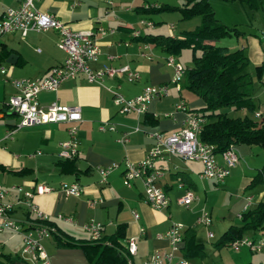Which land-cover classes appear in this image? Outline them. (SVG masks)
Segmentation results:
<instances>
[{
	"label": "crops",
	"instance_id": "crops-1",
	"mask_svg": "<svg viewBox=\"0 0 264 264\" xmlns=\"http://www.w3.org/2000/svg\"><path fill=\"white\" fill-rule=\"evenodd\" d=\"M75 1L35 0V5L73 30L93 32L100 54L96 62L90 63L91 68L128 65L138 73V78L128 81L125 75H121L106 78L100 85L77 75L62 81L56 91L38 93L41 105L57 102L80 107L81 121L77 131L79 153L72 160L64 159L58 153L61 144L68 139L67 124L46 123L15 129L20 116L7 104L9 98L17 94L13 79L43 77L51 67L64 61L66 54L56 45L57 31L30 30L22 35L16 30L0 34V64L8 72L6 76L0 75V185L20 186L22 191H33L40 184L50 187L51 191L35 194L32 201L48 216L50 225H46L52 233L62 240L89 242L91 235L85 225L91 219L103 225L101 236L104 240L122 228L124 238L121 244L125 245L128 239H133L136 244V253L130 258L132 264H142L155 251L168 252L169 241L158 236L174 222L183 224V236L193 237L200 247L187 246L184 241L175 258L164 264H174L180 256L191 264H195V260L198 264H264V245L256 251L258 253H254L250 248L242 249L241 246L231 252L227 249L230 244H220L222 236L231 226L240 225L242 212L264 203V145L236 144L238 163L222 184L200 176L201 162L165 154L163 159L156 161V166L162 172L158 185L167 194L169 205L163 210L153 209L145 200L142 179H134L130 186H126L122 173L126 160H142L155 145L150 133L158 131L166 134L182 126L184 114L175 111V105L180 100H184L190 109L201 105L199 98L193 102L184 98L181 84L177 90L170 83L173 69L166 64V58L173 54L158 42L160 37L165 36L183 38V33L172 35L166 33L162 26H155L150 19V11L144 6L158 5L156 2L79 0L75 4ZM208 1L213 4V0ZM19 4L20 0H0V17L7 8H16ZM140 20L153 24L147 26ZM100 28L105 33H101ZM134 30L139 31L137 36ZM239 48L244 49L249 59L248 71L255 79L250 67L262 65L260 79L256 80L262 89L259 96L263 98L264 30L258 33L256 28V31L243 35ZM10 55L14 59L9 62ZM158 84H168L169 96L151 101L143 113L118 112L111 91L132 98L146 86ZM256 112L264 113V98ZM103 121L112 124L114 130H100L98 126ZM125 132H129L128 141L122 143L119 139ZM216 159L219 164L223 163L220 153H216ZM112 163H117L118 167L108 174L105 183L100 182L97 167ZM74 182L82 186L79 196L66 195L59 190L61 184ZM187 190L193 192L195 199L185 206L178 203V198ZM21 195L22 192L10 190L4 200L15 204L11 216L26 229L27 223L35 221L36 216L28 212L23 204H18ZM89 200H96V203L90 204ZM205 208L211 218L209 224L197 222ZM57 215L71 218V221ZM209 232L212 233L210 237ZM243 237L264 242V229L247 230ZM23 244L20 233L0 230V258L1 255L19 256L28 264H36L22 254ZM41 244L51 264H91L81 248L59 246L53 235L43 238Z\"/></svg>",
	"mask_w": 264,
	"mask_h": 264
},
{
	"label": "built area",
	"instance_id": "built-area-1",
	"mask_svg": "<svg viewBox=\"0 0 264 264\" xmlns=\"http://www.w3.org/2000/svg\"><path fill=\"white\" fill-rule=\"evenodd\" d=\"M79 0L75 1L77 4ZM145 9L158 8L156 4H146ZM141 24L152 26L151 21L140 20ZM170 29H174L171 24ZM54 29L58 33L57 47L66 54L64 61L51 67L47 74L38 78H19L13 79L12 84L17 90V94L10 97L8 107L14 110L20 120L15 129L29 127L46 123H64L67 124L68 139L61 144L58 153L59 157L64 159H73L79 153V142L77 138L78 123L81 121L80 107L76 105H66L52 102L48 105H41L38 102L37 95L40 91H56L62 81L82 75L90 83L102 85L106 78L125 75L128 81H134L138 78V73L131 70L128 65L113 67L103 65L93 69L91 62L98 60L100 49L93 37L91 30H73L68 24L57 19L53 15L39 10L35 5V0H20L16 8H7L0 17V34L12 31H20L25 35L28 31H44ZM101 33H105L100 28ZM139 34L134 30V35ZM166 64L173 69V75L170 83L179 90L183 79L184 66L178 62L173 55L166 58ZM7 69L0 64V75H7ZM112 92L114 104L121 114L130 112L143 113L147 110L151 101L169 96L168 84H158L146 86L141 93L126 98L121 93ZM175 111H181L184 114L182 126L170 133L152 132L150 136L155 140V145L147 152L145 157L138 161H125L122 181L126 186H130L132 180L141 178L144 186V195L146 202L155 210L166 209L169 205V198L165 191L158 185V180L162 176L161 170L156 166V161L163 159L165 154L177 156L183 160H196L201 162L202 178H209L217 184H222L225 178L230 174L231 169L238 163V155L234 145H231L220 154L223 163L219 164L214 152V146L200 140L199 134L205 123V118L197 111L190 109L184 100H180L175 105ZM256 116L259 113L256 112ZM100 130H114V126L109 122L103 121L99 124ZM13 131V130H12ZM11 131V132H12ZM129 132H125L119 141L125 143L128 141ZM118 167L117 163H112L104 167H97L100 175V182L107 181L108 174ZM10 190L22 192L18 199V204H23L28 212L35 214V221H29L25 227L14 220L11 216L15 204L4 200ZM52 189L43 184L37 185L33 191H22L20 186L13 185L4 187L0 185V230H8L13 233H20L23 236L22 254L29 257L36 264H51L44 248L41 244L43 238H48L52 230L46 224H37V217H46L38 207L33 203L32 198L35 194H44ZM59 190L66 195L79 196L83 189L77 183L61 184ZM195 196L191 190H187L183 196L178 198V203L188 206ZM90 204L96 203V200H89ZM137 217V214L134 213ZM58 218L71 221V218H64L57 215ZM197 222L209 224L211 218L206 210H202L197 218ZM90 232L91 239L97 240L101 237L103 225L100 222L89 220L85 225ZM183 229L181 223H172L171 226L159 235V238H166L169 241L170 249L168 252L155 251L151 253L142 264H164L171 262L175 253L179 252L183 245ZM212 236V233H208ZM231 247L238 250L240 246L247 245L253 251H259L264 245L262 240H253L249 237H243L230 243ZM129 256L136 253V244L133 239H128L124 245ZM129 264H132L130 259ZM174 264H191L184 257H177Z\"/></svg>",
	"mask_w": 264,
	"mask_h": 264
},
{
	"label": "trees",
	"instance_id": "trees-1",
	"mask_svg": "<svg viewBox=\"0 0 264 264\" xmlns=\"http://www.w3.org/2000/svg\"><path fill=\"white\" fill-rule=\"evenodd\" d=\"M251 9L264 6V0H239ZM184 16L199 15L200 25L192 32H184L183 38L160 37V44L170 54L181 53L183 48L191 50L192 66L185 68L183 85L196 94L201 101L197 111L205 118L199 138L214 146L215 153H221L231 145L240 143L264 145V119L256 116L251 91L253 75L248 71L249 59L243 48L230 50L228 47L216 45L213 41L227 36L236 27H228L219 22L208 0H184ZM164 9L161 5L156 9ZM158 39V37H154ZM262 65L254 68L256 79H260ZM242 111V115L232 116L225 109ZM72 160V159H68ZM37 222L49 224V220L37 218ZM264 229V203L256 208L245 210L240 214V225L231 226L222 236L220 244H230L241 239L245 231ZM59 246L81 248L91 264H128L131 258L121 239L124 230L119 229L108 240L102 236L89 242L62 240L52 233ZM187 239V240H186ZM185 245L195 244L194 238L183 236ZM192 246V247H193ZM193 247V248H194ZM190 250V247H188ZM131 261V260H130ZM0 264H28L19 256L1 255ZM250 264V263H247Z\"/></svg>",
	"mask_w": 264,
	"mask_h": 264
},
{
	"label": "rangeland",
	"instance_id": "rangeland-1",
	"mask_svg": "<svg viewBox=\"0 0 264 264\" xmlns=\"http://www.w3.org/2000/svg\"><path fill=\"white\" fill-rule=\"evenodd\" d=\"M150 3H158V6H163L164 9L159 11H150V19L155 23L156 27L162 26L166 33L172 35H179L184 32L194 31L201 23V17L199 15L184 16L185 10L182 8L183 0H147ZM210 2V1H209ZM210 5L214 11L215 18L227 25L228 27H236V31H231L227 36L219 38L213 41L216 45L228 47L230 50L237 49L241 46L243 41V35L252 33L258 29V33L264 30V6L258 9H251L247 5H243L239 0H213V4ZM156 9V8H150ZM174 25V30L170 29V25ZM178 61L185 67L192 66L191 50L183 48L181 53L175 55ZM253 69L255 66L250 67ZM249 69V68H248ZM183 96L188 102L198 99V96L187 89L181 81ZM251 96L256 107L259 108V102L263 101V98L259 96L262 91L259 82L253 78ZM259 97V98H258ZM232 116L242 115V111L225 109ZM264 119V113L260 117ZM225 205L222 204V207ZM206 209V208H205ZM208 211V209H206ZM209 212V211H208ZM214 219V217L212 218ZM178 223V222H176ZM212 231V230H211ZM241 248H249L247 245H242ZM231 252H235L234 249L229 245L227 247ZM258 253V252H254ZM198 264V260L194 261Z\"/></svg>",
	"mask_w": 264,
	"mask_h": 264
},
{
	"label": "bare ground",
	"instance_id": "bare-ground-1",
	"mask_svg": "<svg viewBox=\"0 0 264 264\" xmlns=\"http://www.w3.org/2000/svg\"><path fill=\"white\" fill-rule=\"evenodd\" d=\"M37 218H39L41 220H46V217H37ZM37 224H42V223L37 222Z\"/></svg>",
	"mask_w": 264,
	"mask_h": 264
},
{
	"label": "water",
	"instance_id": "water-1",
	"mask_svg": "<svg viewBox=\"0 0 264 264\" xmlns=\"http://www.w3.org/2000/svg\"><path fill=\"white\" fill-rule=\"evenodd\" d=\"M13 59H14V56L13 55H10L8 61L10 62Z\"/></svg>",
	"mask_w": 264,
	"mask_h": 264
}]
</instances>
